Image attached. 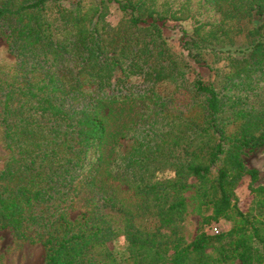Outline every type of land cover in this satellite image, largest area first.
Masks as SVG:
<instances>
[{
    "label": "trees",
    "instance_id": "obj_1",
    "mask_svg": "<svg viewBox=\"0 0 264 264\" xmlns=\"http://www.w3.org/2000/svg\"><path fill=\"white\" fill-rule=\"evenodd\" d=\"M204 1L220 22L208 30L199 25L185 45L198 64L207 54L223 57L228 72L218 70L217 83L190 80L192 66L163 32L166 22L183 20L182 8L165 0H5L0 5V28L20 72L16 82L0 79L10 153L0 180L12 183L0 186V227L24 240L41 239L45 264H226L234 259L264 264V187L251 186L248 212L235 195L245 177L259 180L242 155L264 146V103L249 107L241 94L256 93L264 84V0ZM112 3L125 14L117 27L106 21ZM256 20L259 25L247 29ZM242 35L244 47L237 44ZM164 84L173 85L176 94L185 92L190 101L166 99L158 92ZM136 101H149L158 113L154 122L132 131L135 142L124 155L129 166L145 168L168 143L139 138L147 133L157 140L178 134L171 138L172 148L183 147L187 160L170 164L174 181L131 176L146 206L129 212L97 186L106 135L98 110ZM189 177L199 180L201 199L213 211L207 223L226 220L233 227L218 235L202 232L190 244L181 238L165 241L162 230L182 222L186 211V200L170 197L168 189H185ZM85 186L96 207L70 219L68 211ZM120 237L126 248L111 249Z\"/></svg>",
    "mask_w": 264,
    "mask_h": 264
},
{
    "label": "rangeland",
    "instance_id": "obj_2",
    "mask_svg": "<svg viewBox=\"0 0 264 264\" xmlns=\"http://www.w3.org/2000/svg\"><path fill=\"white\" fill-rule=\"evenodd\" d=\"M4 1L0 0V5ZM165 1L178 10L182 8L180 14L184 17L183 20L179 22H166L163 32L172 48L192 66L193 72L191 73L190 80L200 78L205 82H219L220 78L217 77V71L220 70L222 73L228 72L226 68L227 62L221 59L223 57L218 56L215 58L207 54L201 60V63L198 64L189 56L185 42L189 36H192L196 27L204 25L205 29L208 30L209 24H218L220 22V16L204 0ZM124 16L125 14L116 3L108 6L106 21L111 26L117 27L123 21ZM259 23L260 21L256 20L252 25H248L247 29L255 28V25L258 26ZM3 30L0 28V79L4 83H13L17 81L20 75L18 61L10 51L9 39ZM237 44L240 47L246 45L244 35L237 39ZM158 92L166 99L170 101L174 100L181 105L190 101V97L185 92L176 94L174 86L171 84L160 86ZM241 97H243L246 104L248 103L249 107H261L262 103H264V84L261 85L256 93L243 92ZM2 108L0 98V174L5 169L10 156L4 139V126L1 121ZM157 111L149 101L101 106L98 110L100 117L105 123L106 135L102 147L103 164L97 177V186L101 194L115 198L117 203L120 204L119 206L129 212L143 211L146 206L145 200L138 193L137 184L132 182L131 176H136L138 181L141 178L146 181H174L177 176L175 170L170 167V164L172 162H185L187 160V158L183 157V147L182 149L172 148L171 138L178 137V134H167L164 138L157 140L158 138L147 133L148 136L144 134L139 138L143 140L147 137V140L157 142H163L164 139V141L168 140V143H164L162 150L156 152L145 162V168H140L137 165L129 166V160L124 155L127 154L135 142L132 131L134 129L135 131L138 130L145 123L154 122V119L157 117ZM163 132H167V130ZM242 159L247 170H256L259 173V180L256 183H252L251 177L247 176L235 190L240 209L243 212H248L253 206L252 203L254 201L251 186L253 188L264 187V146L252 150L246 149L242 155ZM186 183L187 187L185 189H168L170 197L180 196L186 200V211L182 222L162 230V239L171 241L181 238L186 244H190L202 232L210 235H218L217 231H219V234L229 232L233 227V224L229 221L221 220L219 222L212 221L211 223H207L206 219L212 215L213 211L201 199V184L199 180L195 177H189ZM6 184L12 185V183L0 180V186ZM79 195L80 201H78L72 210L68 211L70 219H75L82 213L91 214L96 207V202L91 199L93 196L92 190L88 187H82L79 190ZM146 223L143 222V224ZM154 225L153 222L151 226L154 227ZM126 246L127 242L124 237H120L110 244V248L113 250L117 248V250L123 251ZM46 256L47 249L41 239L24 240L18 238L10 228L0 227V264H45ZM226 264L242 263L234 259Z\"/></svg>",
    "mask_w": 264,
    "mask_h": 264
},
{
    "label": "built area",
    "instance_id": "obj_3",
    "mask_svg": "<svg viewBox=\"0 0 264 264\" xmlns=\"http://www.w3.org/2000/svg\"><path fill=\"white\" fill-rule=\"evenodd\" d=\"M216 233L219 234V231H217Z\"/></svg>",
    "mask_w": 264,
    "mask_h": 264
}]
</instances>
